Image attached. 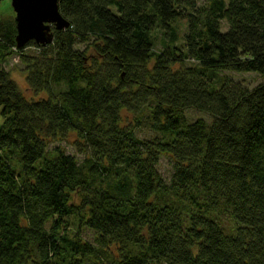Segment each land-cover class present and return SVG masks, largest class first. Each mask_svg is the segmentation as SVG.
Returning a JSON list of instances; mask_svg holds the SVG:
<instances>
[{
  "label": "trees",
  "instance_id": "trees-1",
  "mask_svg": "<svg viewBox=\"0 0 264 264\" xmlns=\"http://www.w3.org/2000/svg\"><path fill=\"white\" fill-rule=\"evenodd\" d=\"M59 9L47 46L0 18V264H264V0Z\"/></svg>",
  "mask_w": 264,
  "mask_h": 264
},
{
  "label": "water",
  "instance_id": "water-1",
  "mask_svg": "<svg viewBox=\"0 0 264 264\" xmlns=\"http://www.w3.org/2000/svg\"><path fill=\"white\" fill-rule=\"evenodd\" d=\"M17 27V46L25 48L35 42L47 46L54 41V31L71 27L60 13L59 0H11Z\"/></svg>",
  "mask_w": 264,
  "mask_h": 264
},
{
  "label": "rangeland",
  "instance_id": "rangeland-1",
  "mask_svg": "<svg viewBox=\"0 0 264 264\" xmlns=\"http://www.w3.org/2000/svg\"><path fill=\"white\" fill-rule=\"evenodd\" d=\"M11 15L15 17V12L12 7L11 0H0V18L1 16H7ZM54 31V29H53ZM158 36H161V34H158ZM20 59L17 56H12L9 60V63L6 65V69L10 70L12 73V78L13 80L17 83L19 89L26 95L28 100H38L39 98H42L43 96L46 97L45 95H42L40 97H37L33 95L29 89H28V84H27V76L23 72L20 71ZM221 76H227L231 78L235 82H242L245 85L253 88L263 82V79L261 76L255 73H221ZM226 81L225 79L221 80ZM187 121L188 123H192V120L195 119H203L207 118L206 114L196 112V111H188L187 112ZM3 119L0 118V127L2 125ZM140 135L143 138H152L155 133L152 131L151 127L148 125V123L145 121V123L142 125L141 130H140ZM76 143V137L74 135L62 140V141H57L55 143H51V148H58L60 147L61 149L65 150L68 154L76 156L80 161L83 160V154L77 149L75 146ZM159 170L160 173L163 175V177L167 180H169L171 172H172V163L171 160L168 157H163L161 160V163L159 165ZM226 227L229 229L230 224L224 223Z\"/></svg>",
  "mask_w": 264,
  "mask_h": 264
}]
</instances>
